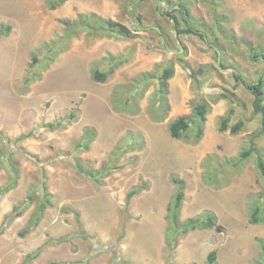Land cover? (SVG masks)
I'll return each mask as SVG.
<instances>
[{
    "label": "rangeland",
    "instance_id": "obj_1",
    "mask_svg": "<svg viewBox=\"0 0 264 264\" xmlns=\"http://www.w3.org/2000/svg\"><path fill=\"white\" fill-rule=\"evenodd\" d=\"M133 1L66 0L49 9L45 0H0V32L10 26L0 35V189L8 187L0 194V264H207L212 250L213 264L260 258L264 223H251L249 211L264 195L256 165L257 155L264 160V131L255 151L234 165L261 123L250 90L232 73L252 81L264 68L253 56L264 47V0H224L218 13L234 41L215 31L216 14L205 0H181L190 20L205 22L209 37L214 31V47L175 31L172 18L181 27L184 21L174 0H136L133 13L145 28L132 38L74 26L92 12L132 30ZM67 29L74 30L66 36ZM118 55L124 61L111 60ZM169 63L166 87L156 77L145 89L136 85L141 74ZM200 65L213 69L199 76L197 89L190 72ZM95 69L106 73L104 81L93 79ZM198 94L210 104L202 137L172 138L169 121L190 115ZM231 107L230 125L243 121L236 134L218 128ZM171 177L185 181L180 223L207 210L215 224L184 231L170 249ZM44 189L49 202L38 213Z\"/></svg>",
    "mask_w": 264,
    "mask_h": 264
},
{
    "label": "trees",
    "instance_id": "obj_2",
    "mask_svg": "<svg viewBox=\"0 0 264 264\" xmlns=\"http://www.w3.org/2000/svg\"><path fill=\"white\" fill-rule=\"evenodd\" d=\"M66 0H45L46 5L48 6L49 9H55L61 4H63ZM136 1V0H135ZM135 1L132 3L134 5L131 6L130 10L128 11L129 13H133V8L136 7ZM139 0H137L138 2ZM143 1V0H141ZM181 0H174L173 6L175 3H177L180 8L176 9L174 8L175 12L181 14L182 19L184 21V27L180 26V21L176 18L173 17L172 19L174 20L173 26L176 28L177 32L180 34H187V33H195L199 35L205 42H208L213 46V44L216 46L217 45V40L216 38L213 37L214 31L210 32V37L205 33V29H207V25L205 22L200 23L199 21H193L190 20L188 17L189 12L188 8L184 6L183 3L180 2ZM170 0H167V3H169ZM205 2L211 6L213 9V12L216 14L215 16V31L223 33L227 36V38H230L232 41L236 40L234 35L231 33L227 34L224 32L223 29V20L224 15H219L218 11L220 8L224 7V0H205ZM158 9V8H157ZM167 14H170L169 10H166ZM188 13V14H187ZM132 15L136 19V26H134V29H130L127 25L124 23H121L117 20H114L109 17H103L100 15H97L95 13H87V14H82L79 18H77L73 23L74 26L77 27L78 29H85L88 32L90 31L92 35H99V36H106V37H124V38H132L135 36V33L133 30L138 31V30H144L145 25L143 24L142 17L139 13H133ZM185 15L187 17H185ZM190 21V24H189ZM65 24L70 25L71 22L68 20H64ZM146 27L151 28L153 25H146ZM10 26L5 25L3 27V30L0 32L1 34H7L9 31ZM74 29H67L65 35L68 36L71 32H73ZM158 32V30H157ZM164 31L161 30V33L159 31V37L161 44L164 46L162 39L165 38V35L163 34ZM58 47H50V52L56 51ZM256 49V48H255ZM254 50V49H253ZM252 50V51H253ZM218 53V50H216ZM180 56V54H179ZM253 56H261L264 64V47H261L258 51V53H255ZM119 59L118 62L124 61V56L123 55H118L116 57H111V60L113 61L114 59ZM220 66H224L222 62L219 63ZM213 67L211 66H204L200 65L196 67L195 69H192L190 72V77L192 79V84L197 88L200 89V81H199V76H202L206 71H211ZM174 72L173 66L169 63L164 65L159 72L157 73H149V72H144L141 74L137 79H136V85L140 84L139 86H142V88H146L148 85V81L151 78L156 77L159 79L161 87H166L167 82L169 78L172 77ZM233 77L235 80L240 81L242 84H244L249 90L252 95V107L255 113H257L260 117V123H261V128L258 130V132L253 135L252 137L249 138L248 143L246 146L243 147L241 150L239 156L237 159L233 162L234 165H241L244 163V160L250 156V154L255 151L254 147V139L264 131V68L263 70L260 71L259 75L255 80L249 81L244 74H242L238 69L233 70ZM93 79L98 80V81H104L106 79V73L102 72L98 69H95L92 74ZM32 79V77H26L25 82H29ZM135 85V86H136ZM236 86V84H234ZM143 91V90H142ZM221 98H228L230 99L231 102H235V97H229L226 93H220L218 95ZM210 104L207 100H205L200 94H198L197 100L191 105V113L190 115H179L176 118L172 119L168 123V132L172 138L175 139H181L184 136H189L191 137V141L196 143L203 134V126L204 122L206 120V115L209 111ZM234 112L233 107L229 108L228 112L223 114V116L220 119L219 122V130L220 131H225L229 129L230 133L236 134L240 130V128L243 125V121L239 120L236 121L235 123L230 125V117L232 113ZM191 131L188 134L187 132ZM87 133V131H85ZM92 136H89V133L85 136L84 142L82 143L81 147L82 148H87L89 142L91 141ZM79 147V146H78ZM80 147V148H81ZM256 165L257 168L260 170V172L264 175V160L260 155L256 156ZM14 169H12L13 172ZM90 176H95L93 172L88 173ZM171 181L176 184V189L171 197L167 208H166V218L169 223L168 232H167V243L169 244V247L174 246L178 236L180 234H183L184 231L186 230H191V229H205V228H210L215 224V215L210 212V211H202L200 214L189 217L186 219L183 223H180V210L182 206V202L184 199V186H185V181L183 178H177V177H171ZM8 187H3L0 189V194L6 190ZM138 190L133 189L128 193V198L131 197L134 193H136ZM44 192V198L40 201V203L37 206L38 213L41 212L45 206L48 204V197H47V192H45V189L43 190ZM263 196V198L261 197ZM32 197V192L30 193V198ZM261 200H258L250 209L249 211V221L253 224H259V223H264V195H260L259 197ZM39 216H37L34 221L31 222V224H36L38 223ZM29 224L27 227H25L24 231L28 230V227L31 225ZM258 243L261 247V256L258 259L257 262H254L253 264H264V240L260 239L258 240ZM216 252L212 250L211 252L208 253L207 255V264H213L215 260ZM31 257V255L29 256ZM24 264V263H21ZM48 264H54V262H50Z\"/></svg>",
    "mask_w": 264,
    "mask_h": 264
},
{
    "label": "water",
    "instance_id": "obj_3",
    "mask_svg": "<svg viewBox=\"0 0 264 264\" xmlns=\"http://www.w3.org/2000/svg\"><path fill=\"white\" fill-rule=\"evenodd\" d=\"M176 7H179V5H176ZM175 31H176V29H175Z\"/></svg>",
    "mask_w": 264,
    "mask_h": 264
}]
</instances>
